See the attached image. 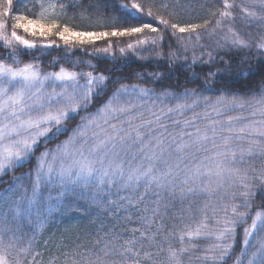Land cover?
Returning <instances> with one entry per match:
<instances>
[{"label": "snow or ice", "instance_id": "obj_1", "mask_svg": "<svg viewBox=\"0 0 264 264\" xmlns=\"http://www.w3.org/2000/svg\"><path fill=\"white\" fill-rule=\"evenodd\" d=\"M37 3L40 11L30 18L22 12L13 14V0H0V47L8 50L6 57L11 60L8 63L0 59V183H4L3 176L8 172L35 160L27 172L13 175L8 188L0 194V264H24V258L30 254L33 258L29 264H37L35 257L39 253L32 251L31 243L20 248L15 256L10 253L16 245L6 242L5 237L10 241L15 238L11 235L12 223L22 219L31 222L35 217L38 226L43 228L46 214L72 207L80 199H87L90 206L95 205L117 221L131 220L133 214L139 213L141 226L132 228L126 239L115 231L105 233L109 238L97 252L87 250L82 254L75 248L71 253L65 252L62 264H185L183 257L198 251L201 254L187 264H228L233 256L235 264H264V208L254 209L251 199L255 195L251 187L254 178L249 173H256V169L243 167L256 157L264 159V119H249L257 114L264 117V92L259 98L234 93L213 100L195 89H185L176 95L167 90L155 93L138 84H120L108 94L111 77L104 73L75 71L63 65L57 71L44 73L38 63L20 59L23 52L38 47L36 39H28L26 35L43 38L39 45L41 50L59 47L55 40L48 39L50 36L58 37L66 46L94 45L113 36L142 37L121 47V54L135 52L149 43L157 45L164 37L152 23L110 27L104 31L77 30L68 23H60L53 0L47 3L37 0ZM59 7L60 15H66V9L78 7V2L72 0ZM191 7L192 0H159V3L151 0L147 5L142 0H132L130 5L120 4L121 9L127 10L124 23L146 16L158 21L165 31L171 29L173 37L179 33L180 41L186 34L189 41L194 38L198 42L201 30L208 31L209 19L184 24L169 19ZM236 7L245 25L264 30V0H248L247 6L223 0L222 9L210 12L215 24L209 34L226 29V44L240 50L251 45L234 26L237 17L232 9ZM80 19L88 21L91 17L81 13ZM96 23L103 27L99 19ZM18 30L26 35L18 34ZM146 30L155 35H144ZM256 47L264 52V36ZM112 48L109 41L106 47L94 51L109 53ZM208 55L211 58V53ZM78 65L79 62L74 67ZM89 67L95 66L89 64ZM250 72L251 69L239 74L246 77ZM104 96L107 99L102 100L94 112L89 111L95 106L94 102ZM148 100H152L151 104ZM165 101L175 103L158 107V103L162 105ZM201 104L205 106V119L213 113L223 116L235 111L237 114L225 120L207 119L204 128L186 131L196 124L200 117L197 113L190 120H173L174 125L185 130L177 135L168 133L163 120L172 114L183 116ZM249 108L253 110L246 115ZM143 110L149 111L153 118L144 119ZM81 112L85 115H80ZM77 118L79 123L70 129L69 122ZM65 133H68L66 140L54 148L47 147ZM41 145H44L43 150L37 156ZM135 145L139 146V157L133 153L131 160L140 162L132 166L129 161L126 168L121 153L127 155L128 149ZM200 152L209 155L192 163L189 157L195 158ZM174 153L177 158L170 160ZM255 179L264 183V169ZM199 197H217L220 201L240 198L242 202L217 206L205 199L198 204ZM177 198L181 202L190 201L180 209L179 219L198 216L199 220L195 226L184 224L177 232L165 233V214ZM121 213L126 215L122 217ZM240 226H244L242 247L237 255L234 248ZM169 236L178 239L180 247L168 243ZM121 240L123 242L119 243ZM199 240L212 242L201 247L195 243ZM96 245H100V240ZM163 252L167 253L166 258L160 260ZM57 259L53 257L49 264H55Z\"/></svg>", "mask_w": 264, "mask_h": 264}, {"label": "trees", "instance_id": "obj_2", "mask_svg": "<svg viewBox=\"0 0 264 264\" xmlns=\"http://www.w3.org/2000/svg\"><path fill=\"white\" fill-rule=\"evenodd\" d=\"M57 8V15L60 16V23H68L69 25L77 28V30L86 31H104L110 30V27H127L138 26L140 23H152L154 27L158 28L163 33V40L158 41L157 45H142L137 51H126L124 54L119 52L121 47H125L128 43L134 42L138 38L142 37H107L104 40L96 41L94 45L84 46H66L63 41L58 37L50 36L48 39L56 41L59 47H51L45 50H41L39 47L41 37H31L26 35L22 30H18L19 34L24 33L28 39H36L38 47L37 49L28 50L21 54L20 59L22 61H35L38 63L41 70L56 71L60 65L75 71H93L94 73H104L106 76L111 77L110 88L108 94L120 84H138L140 86L153 89L155 93H161L165 90L174 93L176 95L182 94L185 89H195L198 93L208 96L211 99L224 95L231 96L232 94H240L245 98L253 97L259 98L260 94L264 92V52L258 51L256 44L259 42L261 36H264V30L256 28L255 26L249 27L245 25L240 19V9L236 7L232 9L237 19L234 22V26L238 32L248 42L251 47L236 50L227 45L224 40V31L217 29L215 34H209L214 27L215 17L210 16V12L216 9L223 8V0H192V7L189 10H180L177 15L169 18L173 23H202L203 20L209 19L210 24L208 31L201 30V39L197 42L194 38L189 41L185 34L184 40L180 41L177 33L176 37L171 35V29L165 31L163 26L158 21H153L149 17H142L138 20H130L129 23L123 22V17L127 10L121 9V3L131 4L132 0H77L78 7H68L66 9V15H60V4H70L72 0H54ZM144 4H148L151 0H142ZM159 3V0H156ZM183 2V0H182ZM237 5L247 6L248 0H233ZM40 11L37 0H13V14L23 13L30 18H34ZM83 13L86 16L91 17V20L85 21L80 19V14ZM168 18V17H166ZM100 20L103 27L99 26L96 21ZM11 21H9V26ZM144 35H155L153 33L145 31ZM249 37L251 39L249 40ZM111 41L113 48L109 53H97L95 48H103L107 46V43ZM7 49L0 47V59L6 60L11 63V60L7 59ZM30 52V53H28ZM158 53H162L159 55ZM174 53V55H172ZM208 53H211V58ZM195 58V63L193 60ZM56 61V63H53ZM79 62L78 67H74ZM89 64L95 67H89ZM251 69L246 77L240 75V72H246ZM212 72L215 75L209 76L208 73ZM154 74H160L156 76ZM107 96L101 97L100 101L94 102L95 104ZM154 99V97L152 98ZM175 101H165L163 106H171ZM159 104V103H158ZM205 106L201 104L199 107L186 113L183 117H175L174 114L169 116L162 123L167 124L168 133L172 130L173 135H177L182 127H177L172 123L173 120L179 119L181 121L191 119L193 114H200L196 124L186 129V131H195V127L204 128L207 123V119L223 120L229 112L224 113L223 116H213V114L205 119L202 115L204 113L203 108ZM93 107L89 109L92 111ZM95 109V108H94ZM197 110H200L197 111ZM197 111V112H195ZM230 113L237 114L232 111ZM80 115H84L83 112ZM76 123H79V119L69 122V128L74 127ZM197 125V126H196ZM171 126L174 129H171ZM185 130V129H183ZM66 134L59 136L56 140L48 143L47 147H55L57 143L61 142ZM170 139V137H169ZM187 139V137H185ZM44 145H41L40 149L36 152L38 156L39 152L43 150ZM188 151H194L189 149ZM204 155L200 152L197 153L195 158L189 157L192 163L198 162V160ZM177 154H173L170 160H175ZM35 164L33 160L32 164H27L22 168H17L12 172H8L3 176L4 183H0V194L4 193V190L8 188L12 181V176H19L21 173L27 172ZM191 166V165H190ZM163 167V165H159ZM243 167H254L256 173H249L252 176V191L255 195L251 198L253 208H264V183L260 182L255 177L264 169V159L256 157ZM205 182L206 179H205ZM233 191H243V189H233ZM55 194V193H53ZM46 195V193H45ZM167 200V194H164ZM205 199H210L212 204L220 206L223 203H241V199L231 200L226 198L224 201H220L217 197H199L197 203H202ZM189 200L181 202L178 198L171 204L167 213L165 214V233L177 232L183 229L184 224H191L195 226L199 217L195 219H185L181 221L179 219L180 209L185 208ZM51 203H55L52 201ZM244 209H240L243 211ZM125 213H121V216H125ZM211 215V213H209ZM139 213L133 214L131 220L120 219L115 220L109 213L99 211L95 205L90 206V202L87 199H80L78 203L69 208H60L54 210L50 214H46V222L43 228L38 226V220L34 217L31 222L27 220H20L18 223H12V234L16 240V247L14 250L28 246L31 243L32 251L39 253L35 257L37 264H49V261L53 257H58L55 264H62L64 260V253H71L75 248V251L80 253H86L87 250L97 252L99 247L103 246V243L109 237L105 236V233L115 231L121 233L124 238H128L130 230L132 228L140 227L138 220ZM248 223H251L249 219ZM246 226V225H244ZM240 226L237 229L238 235L236 237V244L234 251L238 255L242 247V228ZM155 227V226H153ZM9 239V237H8ZM100 240V245H96V241ZM122 243L123 241H118ZM212 241L199 240L195 243L201 247L206 246ZM168 243H171L174 247H180L178 239L169 236ZM187 243V241H186ZM79 245L78 248L75 246ZM201 252L195 254L190 253L183 257L185 264L192 259H195V255H200ZM167 253L160 254L159 259L164 260ZM32 260V255H28L24 258V264H27ZM78 259L80 257H77ZM235 263V256L228 260V264Z\"/></svg>", "mask_w": 264, "mask_h": 264}, {"label": "rangeland", "instance_id": "obj_3", "mask_svg": "<svg viewBox=\"0 0 264 264\" xmlns=\"http://www.w3.org/2000/svg\"><path fill=\"white\" fill-rule=\"evenodd\" d=\"M54 1V0H53ZM48 2V0H45V3H47ZM8 31L10 32L11 31V28H10V26H9V29H8ZM18 34H19V32H18ZM20 35H24V33H21ZM30 51V50H29ZM28 53H30V52H28ZM22 61V60H21ZM22 62H30V61H22ZM33 62V61H32ZM35 62V61H34ZM40 68V67H39ZM40 70H41V68H40ZM58 69H56V71H57ZM42 72H44V73H47V72H52V71H50V70H45V71H43V70H41ZM81 83H83V81H81ZM143 87V86H142ZM154 97V99H155V96H153ZM152 97V98H153ZM107 99V98H106ZM153 99V100H154ZM104 100V99H103ZM151 102H152V100H148L147 101V103L148 104H151ZM99 105H98V103L97 104H95V106L93 107V109H92V112H94L95 111V109L94 108H96V107H98ZM158 107H164L163 105H161V104H158ZM153 110H155V109H153ZM253 109L252 108H249V109H247L246 110V112H245V114L247 115V113L248 112H251ZM197 111H199L200 112V110H197ZM197 111H195V112H197ZM202 111H205V107L203 108V110ZM187 112H189V111H187ZM187 112H185L184 113V115L183 116H185L186 115V113ZM84 115H85V113H84ZM175 116H174V118L175 117H177L178 115H176V114H174ZM194 114L192 113V116H193ZM229 115H236V114H234V113H228L227 115L225 114V117H222L223 118V120H225L226 119V117L227 116H229ZM183 116H179V117H183ZM203 116V115H202ZM213 116H215L216 117V115L213 113ZM143 118L144 119H152L153 117L151 116V114H150V112L149 111H147V110H143ZM187 119V118H186ZM249 119H254V120H260V119H264V117H261L259 114H257L255 117H249ZM137 122H139V121H137ZM197 126V125H196ZM201 127V126H200ZM171 129H174L172 126H171ZM181 131H184L183 129H181ZM172 132V130L171 131H169V133H171ZM66 134V136L65 137H63V139L61 140V141H63V140H66L67 139V137H68V133H65ZM235 144H236V142H234V146H235ZM89 147H91V144H89L88 145ZM246 146V145H245ZM138 145H135V146H132L131 148H129L128 149V154L127 155H125V154H123V153H121V159H123L124 161H125V167L127 168L129 165H128V162L129 161H131V164H132V166H135L137 163H139L140 161H139V159H137V160H131V155L133 154V153H135V154H137V157H139V153H138ZM175 147V145H172V148H174ZM208 147L210 148L211 147V145L209 144L208 145ZM52 148H54V147H52ZM171 150V149H170ZM204 156L205 155H209V153H206V152H201ZM39 154H40V152H39ZM38 154V155H39ZM5 239H6V242H12V243H16V240H9L8 239V237L6 236L5 237ZM10 251V253L13 255V256H15V254L19 251V249H18V251H16V250H14V248L13 249H10L9 250ZM30 261H31V258L29 259ZM27 264H29V262L27 263ZM235 264V263H234Z\"/></svg>", "mask_w": 264, "mask_h": 264}]
</instances>
